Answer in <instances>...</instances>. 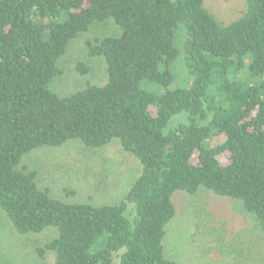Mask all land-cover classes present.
<instances>
[{
	"label": "trees",
	"instance_id": "16d2710c",
	"mask_svg": "<svg viewBox=\"0 0 264 264\" xmlns=\"http://www.w3.org/2000/svg\"><path fill=\"white\" fill-rule=\"evenodd\" d=\"M243 2L244 11L224 22L205 0H0V211L19 235L55 231L39 257L178 264L165 247L177 193L237 203L264 237V80L230 77L244 65L251 78L264 77V0ZM107 24L112 34L85 45L104 63L103 82L53 92L70 43ZM180 25L190 85L170 89ZM77 70L88 73L82 64ZM182 113L185 122L171 127ZM113 142L139 164L114 203L60 200L22 165L38 149L78 143L99 150ZM196 212L216 246L233 247L225 212Z\"/></svg>",
	"mask_w": 264,
	"mask_h": 264
},
{
	"label": "rangeland",
	"instance_id": "374dc122",
	"mask_svg": "<svg viewBox=\"0 0 264 264\" xmlns=\"http://www.w3.org/2000/svg\"><path fill=\"white\" fill-rule=\"evenodd\" d=\"M205 8L217 19L229 22L244 11L243 0H205ZM110 25L96 27L73 40L58 63L61 74L51 85V90L66 95L82 87L85 82L100 84L105 77L102 60L87 55L86 42L114 32ZM186 35L182 25L175 31V45L179 50L177 60L171 65L173 82L170 89L190 85V76L184 62L183 45ZM84 65L88 73L83 76L77 70ZM230 77L259 83L263 78H251L247 65L232 70ZM186 114L174 116L170 126L184 123ZM219 138L213 140L215 144ZM22 165L37 174L39 188H47L60 200L110 204L119 200L137 177L139 164L125 153L117 142L103 149L89 150L78 143L59 148H44L25 156ZM73 192V195H65ZM177 214L166 226L165 247L167 254L178 264H264V237L254 219L241 207L224 198L201 191L196 196L177 193L174 198ZM197 209L225 212L233 223L234 244L216 246ZM205 215V214H203ZM202 216V217H201ZM202 221V222H201ZM52 229L36 235H19L0 211V259L2 264H53V255L46 252L41 258L37 250L55 237Z\"/></svg>",
	"mask_w": 264,
	"mask_h": 264
}]
</instances>
